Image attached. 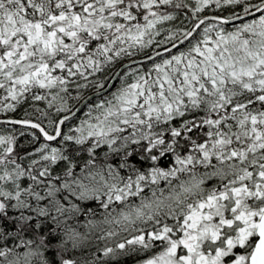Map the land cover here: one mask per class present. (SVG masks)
I'll use <instances>...</instances> for the list:
<instances>
[{"label": "snow or ice", "instance_id": "obj_1", "mask_svg": "<svg viewBox=\"0 0 264 264\" xmlns=\"http://www.w3.org/2000/svg\"><path fill=\"white\" fill-rule=\"evenodd\" d=\"M0 125V264H264V0H0Z\"/></svg>", "mask_w": 264, "mask_h": 264}, {"label": "trees", "instance_id": "obj_2", "mask_svg": "<svg viewBox=\"0 0 264 264\" xmlns=\"http://www.w3.org/2000/svg\"><path fill=\"white\" fill-rule=\"evenodd\" d=\"M18 127V126H15ZM0 131H11V127H5L3 125H0ZM18 139H21L20 137H18Z\"/></svg>", "mask_w": 264, "mask_h": 264}]
</instances>
